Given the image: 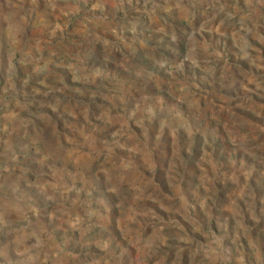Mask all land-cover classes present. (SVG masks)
I'll return each instance as SVG.
<instances>
[{
    "label": "rangeland",
    "instance_id": "rangeland-1",
    "mask_svg": "<svg viewBox=\"0 0 264 264\" xmlns=\"http://www.w3.org/2000/svg\"><path fill=\"white\" fill-rule=\"evenodd\" d=\"M4 82L0 264H264V0H0Z\"/></svg>",
    "mask_w": 264,
    "mask_h": 264
},
{
    "label": "crops",
    "instance_id": "crops-1",
    "mask_svg": "<svg viewBox=\"0 0 264 264\" xmlns=\"http://www.w3.org/2000/svg\"><path fill=\"white\" fill-rule=\"evenodd\" d=\"M9 86L6 82L2 84L0 87V108L3 107L5 109V116L4 119H8L9 117L17 116L19 117L17 120H15V123L18 124L20 127L21 125H24L26 123L28 114L25 113L26 106L22 105L20 101H14L13 103L10 102L8 98H5L4 95L5 92L8 90ZM15 124H11V126H14ZM2 127V125H0ZM10 127V126H9ZM13 131V128L11 129ZM14 134L9 131L6 132V138L8 141H12Z\"/></svg>",
    "mask_w": 264,
    "mask_h": 264
}]
</instances>
